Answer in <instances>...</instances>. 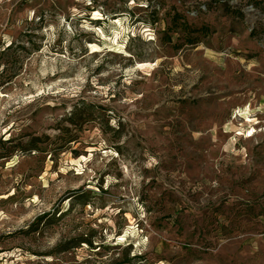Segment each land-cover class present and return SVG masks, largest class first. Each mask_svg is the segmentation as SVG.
<instances>
[{"label":"rangeland","instance_id":"1","mask_svg":"<svg viewBox=\"0 0 264 264\" xmlns=\"http://www.w3.org/2000/svg\"><path fill=\"white\" fill-rule=\"evenodd\" d=\"M0 264H264V0H0Z\"/></svg>","mask_w":264,"mask_h":264},{"label":"bare ground","instance_id":"2","mask_svg":"<svg viewBox=\"0 0 264 264\" xmlns=\"http://www.w3.org/2000/svg\"><path fill=\"white\" fill-rule=\"evenodd\" d=\"M95 53V52H94ZM241 116V114L239 115V114H236V117H240Z\"/></svg>","mask_w":264,"mask_h":264}]
</instances>
